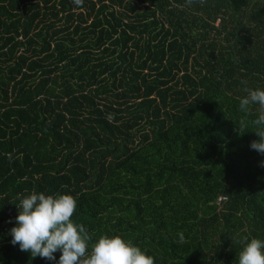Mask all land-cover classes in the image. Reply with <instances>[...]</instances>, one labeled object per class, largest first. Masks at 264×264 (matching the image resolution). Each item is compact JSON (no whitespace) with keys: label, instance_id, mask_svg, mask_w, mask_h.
I'll use <instances>...</instances> for the list:
<instances>
[{"label":"trees","instance_id":"obj_1","mask_svg":"<svg viewBox=\"0 0 264 264\" xmlns=\"http://www.w3.org/2000/svg\"><path fill=\"white\" fill-rule=\"evenodd\" d=\"M245 86L264 90V0H0V264H58L11 243L33 191L154 264H238L232 237L264 241Z\"/></svg>","mask_w":264,"mask_h":264},{"label":"clouds","instance_id":"obj_2","mask_svg":"<svg viewBox=\"0 0 264 264\" xmlns=\"http://www.w3.org/2000/svg\"><path fill=\"white\" fill-rule=\"evenodd\" d=\"M73 3L81 6L83 0H73ZM187 3L190 5L192 0ZM241 83L246 85V81ZM243 90L247 95L238 98L239 110L247 114L250 107L256 105L258 116L251 121L246 115L242 116L236 131L241 133L251 124L252 132L259 139L253 140L250 148L264 156V90L247 86ZM260 166L264 167V161ZM76 207V200L69 194L53 196L33 191L20 200L16 226L10 230L11 243L18 244L20 250L30 253L33 259L55 261L54 253L59 250L62 254L58 264H154L152 257L120 236L104 235L93 241L83 224L73 222ZM178 236V242L184 243V234L181 232ZM234 239L244 245L238 254V264H264V241L253 238L249 242L247 236L232 237V241Z\"/></svg>","mask_w":264,"mask_h":264}]
</instances>
